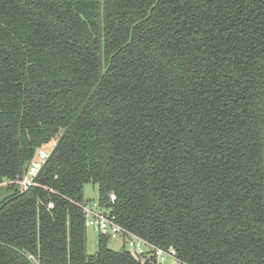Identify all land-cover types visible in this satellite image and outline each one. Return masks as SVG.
<instances>
[{
    "label": "trees",
    "instance_id": "obj_1",
    "mask_svg": "<svg viewBox=\"0 0 264 264\" xmlns=\"http://www.w3.org/2000/svg\"><path fill=\"white\" fill-rule=\"evenodd\" d=\"M41 148L0 264H158L88 252L87 185L181 264H264V0H0V183Z\"/></svg>",
    "mask_w": 264,
    "mask_h": 264
},
{
    "label": "built area",
    "instance_id": "obj_2",
    "mask_svg": "<svg viewBox=\"0 0 264 264\" xmlns=\"http://www.w3.org/2000/svg\"><path fill=\"white\" fill-rule=\"evenodd\" d=\"M50 154L51 152L45 148L39 149L36 158L28 165L27 171L22 179L18 180V182L8 181L0 183V187L16 184L20 186L22 190H28L32 187L38 186L36 183V177L47 159L50 157ZM111 199L114 202L116 196L112 194ZM53 207L54 205L50 204V208ZM82 208L85 213L86 225L88 228L94 229L100 234L109 235L112 239L124 240L126 242L125 246H127L136 256L154 257L158 264H166V258L173 254L175 255L174 251H166L154 246L140 236L121 226L114 216H111L109 212L100 209L98 203L84 205Z\"/></svg>",
    "mask_w": 264,
    "mask_h": 264
},
{
    "label": "rangeland",
    "instance_id": "obj_3",
    "mask_svg": "<svg viewBox=\"0 0 264 264\" xmlns=\"http://www.w3.org/2000/svg\"><path fill=\"white\" fill-rule=\"evenodd\" d=\"M18 180L14 182H18ZM85 199L89 201L88 202L89 204L98 202V199H99L98 187L95 185H87L85 187ZM98 234L99 233L96 230L91 229V228L88 229V238H89L88 239V252L90 254H94L98 251V239H97ZM119 243H121V246H119ZM125 245H126V242L124 240H116V239H112L109 244L111 248L119 249V250L120 248H123ZM166 264H181V263L173 254L172 256H168L166 258Z\"/></svg>",
    "mask_w": 264,
    "mask_h": 264
},
{
    "label": "water",
    "instance_id": "obj_4",
    "mask_svg": "<svg viewBox=\"0 0 264 264\" xmlns=\"http://www.w3.org/2000/svg\"><path fill=\"white\" fill-rule=\"evenodd\" d=\"M52 153H53V152H52ZM120 251L123 252V251H124V248H120ZM24 255H25V257H26V258H27L32 264H36L32 257H30V256H28V255H26V254H24Z\"/></svg>",
    "mask_w": 264,
    "mask_h": 264
},
{
    "label": "crops",
    "instance_id": "obj_5",
    "mask_svg": "<svg viewBox=\"0 0 264 264\" xmlns=\"http://www.w3.org/2000/svg\"><path fill=\"white\" fill-rule=\"evenodd\" d=\"M119 246H121V243H119Z\"/></svg>",
    "mask_w": 264,
    "mask_h": 264
}]
</instances>
